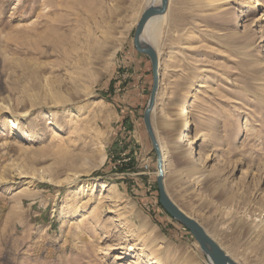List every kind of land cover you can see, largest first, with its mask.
<instances>
[{
	"label": "rangeland",
	"instance_id": "1",
	"mask_svg": "<svg viewBox=\"0 0 264 264\" xmlns=\"http://www.w3.org/2000/svg\"><path fill=\"white\" fill-rule=\"evenodd\" d=\"M248 1L168 0L151 124L170 201L236 264H264V0ZM148 4L0 0V264H210L160 204L132 44Z\"/></svg>",
	"mask_w": 264,
	"mask_h": 264
},
{
	"label": "water",
	"instance_id": "2",
	"mask_svg": "<svg viewBox=\"0 0 264 264\" xmlns=\"http://www.w3.org/2000/svg\"><path fill=\"white\" fill-rule=\"evenodd\" d=\"M166 6L167 0H161V6L159 8H148L144 10L139 21L136 24L133 33V46L136 52L146 55L151 62L152 88L150 91L147 106L143 114V123L156 156L157 186L160 194V204L173 219L187 227L192 234L193 230H195L200 238L214 250L215 264H224L226 258L225 253L222 251V249L211 238L207 236L204 230L197 223L187 218L180 212V210L176 206H174V204L167 197L162 185V154L160 146L156 140V137L154 136L151 124V115L155 106L156 94L158 91V61L156 53L151 48H144L140 42V39L146 23L151 18L162 15L166 10Z\"/></svg>",
	"mask_w": 264,
	"mask_h": 264
},
{
	"label": "bare ground",
	"instance_id": "3",
	"mask_svg": "<svg viewBox=\"0 0 264 264\" xmlns=\"http://www.w3.org/2000/svg\"><path fill=\"white\" fill-rule=\"evenodd\" d=\"M212 2H216L217 5H223L225 3H227L228 1H235V0H211ZM238 1V0H237ZM149 4L147 6V8H145L144 10L148 9V8H159L161 6V0H148ZM261 2L259 0H249L248 1V9H250V11H254L256 7L260 6ZM167 6H168V0H167ZM167 6H166V10H167ZM166 10L162 15L159 16H155L153 18H151L145 25L144 30L142 35L147 34L148 37V42H144L142 40V36L140 39V42L142 44V46L144 48H151L155 53V49H153L155 47V42H156V30H158L160 23H162L165 19H166ZM222 10V9H221ZM142 15V14H141ZM141 17V16H140ZM139 21V20H138ZM132 44H133V39H132ZM134 47V46H133ZM135 49V48H134ZM136 51V50H135ZM138 53V52H137ZM140 54V53H139ZM144 55V54H141ZM157 55V53H156ZM146 56V55H144ZM147 57V56H146ZM149 59V58H148ZM150 61V60H149ZM157 61H158V56H157ZM151 64V62H150ZM152 71V69H151ZM152 73V72H151ZM159 83H160V73H159V66H158V88H159ZM196 98V93L195 91H191L189 92L184 101H183V108H181V112L179 115V118L183 121H181V125L182 128L184 129V134L181 137V141L179 143L180 146H187V151H188V155H192L195 154L194 152V148H193V142H194V138H193V130H192V123H190L189 121V115H190V111L188 106L192 103V101ZM155 107V106H154ZM154 110V109H153ZM153 112V111H152ZM154 133V131H153ZM155 136V134H154ZM156 137V136H155ZM157 140V139H156ZM158 142V141H157ZM159 144V143H158ZM160 146V144H159ZM160 150H161V154H162V160H163V166H162V182H163V174H164V169H166V165H167V152L164 151V149H161L160 146ZM164 151V152H162ZM79 177V174H71L69 175V177L66 179L67 183H72L75 180H77ZM156 181H157V170H156ZM163 185V184H162ZM80 192H84L83 188L79 189ZM174 204V203H173ZM176 206V205H174ZM177 207V206H176ZM178 208V207H177ZM180 210V212L185 215L187 218L191 219L192 221H194L195 223H197L194 219L190 218L189 216H187L180 208H178ZM198 224V223H197ZM199 225V224H198ZM200 226V225H199ZM201 227V226H200ZM202 228V227H201ZM203 229V228H202ZM204 230V229H203ZM205 232V230H204ZM206 233V232H205ZM207 234V233H206ZM193 235L196 238V240L198 241V243L201 245L202 250L205 252V254L208 257V260L210 262V264H215V252L214 250L209 247L201 238L200 236L197 234V232L195 230H193ZM208 236V234H207ZM209 237V236H208ZM210 238V237H209ZM214 241V240H213ZM225 262L224 264H236L234 261H232L231 259H229L226 255H225Z\"/></svg>",
	"mask_w": 264,
	"mask_h": 264
},
{
	"label": "crops",
	"instance_id": "4",
	"mask_svg": "<svg viewBox=\"0 0 264 264\" xmlns=\"http://www.w3.org/2000/svg\"><path fill=\"white\" fill-rule=\"evenodd\" d=\"M162 220L165 221V222H168L167 218L165 216H161Z\"/></svg>",
	"mask_w": 264,
	"mask_h": 264
}]
</instances>
